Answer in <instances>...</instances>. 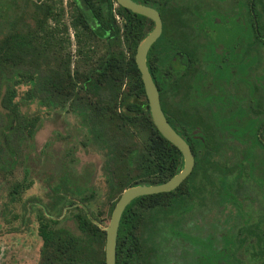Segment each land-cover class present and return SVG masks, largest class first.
<instances>
[{
  "label": "flooded vegetation",
  "instance_id": "af4514ba",
  "mask_svg": "<svg viewBox=\"0 0 264 264\" xmlns=\"http://www.w3.org/2000/svg\"><path fill=\"white\" fill-rule=\"evenodd\" d=\"M132 1L160 16L146 64L162 112L188 144L194 165L187 183L172 190L171 202L165 194L153 208L134 210L129 264H264V0ZM144 22L150 32L154 21ZM20 123L13 166L0 169V264H24L25 230L40 239L39 264L41 222L52 219L73 231L66 224L76 227L71 210L87 212L82 201L91 187L83 169L73 167L70 143L59 140L63 155L46 168L40 155L47 142L38 148L36 141L41 122L32 137V122ZM64 129L71 137L70 127ZM162 139L164 164L168 169L176 156L178 172L183 154ZM186 187L189 192L179 195ZM96 202L92 206L103 205ZM100 218L104 229L110 217ZM119 226L120 220L115 264Z\"/></svg>",
  "mask_w": 264,
  "mask_h": 264
},
{
  "label": "trees",
  "instance_id": "16d2710c",
  "mask_svg": "<svg viewBox=\"0 0 264 264\" xmlns=\"http://www.w3.org/2000/svg\"><path fill=\"white\" fill-rule=\"evenodd\" d=\"M11 1L0 0V169L13 166L12 154L22 137L20 121L32 122L31 137L41 122V115L23 111L22 105L72 111L85 129V143L102 152L108 205L106 210L92 206L97 193L89 187L82 201L88 215L81 206L71 210L79 233L50 224L56 223L52 219L42 221L39 264H104L106 232L100 217L109 219L127 187L162 183L178 169L176 156L169 159L168 169L164 164L162 135L152 121L135 62L137 45L149 33L146 17L134 18L116 0ZM147 66L150 72L148 61ZM21 86H27L23 94ZM172 193L142 195L125 207L116 264H129L132 217L139 215L134 210L141 214L153 208L165 194L171 202ZM40 215L45 218L42 211Z\"/></svg>",
  "mask_w": 264,
  "mask_h": 264
},
{
  "label": "rangeland",
  "instance_id": "374dc122",
  "mask_svg": "<svg viewBox=\"0 0 264 264\" xmlns=\"http://www.w3.org/2000/svg\"><path fill=\"white\" fill-rule=\"evenodd\" d=\"M5 2L11 3V0H4ZM5 2L3 3L5 5ZM10 6L7 4V7ZM3 7H1L2 9ZM0 9V11H1ZM3 16V13H0ZM27 86H21L19 91L24 93ZM30 112L36 111L41 114V128L37 132L36 141L37 146L40 148L44 142H47L44 146L43 152L40 155L41 164L46 168H52L56 166V160L59 156L63 155V149L59 140L71 144L72 156H73V167L77 170L83 169V174L86 175L89 181V185L95 189L97 193V201H99L102 207L106 210V192L108 184L104 179V173L102 171L103 157L101 152L97 151L91 145L85 143L86 133L85 129L79 124L78 117L70 110H62L59 108L45 109L42 106H38L37 103L31 106H25ZM70 127L71 137L69 134L65 136V129ZM58 130L61 132L60 135L56 136L54 131ZM67 137V138H66ZM38 191V194L43 192V189ZM29 193V192H28ZM28 194H26V198ZM108 220V219H107ZM106 220V223L108 222ZM105 223V224H106ZM69 224L73 231H77L75 224L70 221ZM33 230H25L24 232V264H35L38 254V248L40 247V239L34 235Z\"/></svg>",
  "mask_w": 264,
  "mask_h": 264
},
{
  "label": "water",
  "instance_id": "95a60500",
  "mask_svg": "<svg viewBox=\"0 0 264 264\" xmlns=\"http://www.w3.org/2000/svg\"><path fill=\"white\" fill-rule=\"evenodd\" d=\"M116 2L118 5H121L135 13L151 18L155 23L154 28L138 43L135 53V62L141 73V79L143 81L152 121L161 135L166 137L182 152L184 163L182 168L177 173L162 183L152 185H134L127 187L122 191L114 205L107 226L103 227L106 231L105 264H115L117 228L122 212L130 201L142 195L170 192L174 190L190 174L194 165V157L188 144L174 131L162 112L158 90L152 80L146 64L147 51L161 32L160 16L154 9L139 5L132 0H116Z\"/></svg>",
  "mask_w": 264,
  "mask_h": 264
}]
</instances>
